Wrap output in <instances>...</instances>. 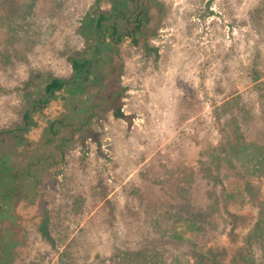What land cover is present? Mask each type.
Masks as SVG:
<instances>
[{
	"label": "rangeland",
	"instance_id": "obj_1",
	"mask_svg": "<svg viewBox=\"0 0 264 264\" xmlns=\"http://www.w3.org/2000/svg\"><path fill=\"white\" fill-rule=\"evenodd\" d=\"M113 3L0 0V264H237L264 197V0H147L136 43L97 27Z\"/></svg>",
	"mask_w": 264,
	"mask_h": 264
},
{
	"label": "trees",
	"instance_id": "obj_2",
	"mask_svg": "<svg viewBox=\"0 0 264 264\" xmlns=\"http://www.w3.org/2000/svg\"><path fill=\"white\" fill-rule=\"evenodd\" d=\"M117 5L106 11L98 9L97 14V27L101 30L104 27L107 17L113 16V20L109 27H111V36H115L116 40H122L123 38H131L135 43L137 42L138 33L142 28L148 24L150 20L149 9L147 0H118ZM119 9V10H118ZM118 10V11H117ZM117 11V14L115 12ZM92 25V23H90ZM75 67L81 69L85 66V63L74 60ZM65 85L63 78L54 77L46 85L45 94L39 93L35 99L32 96H27V101L30 107L25 108L23 113V130H29L32 124L33 111L38 108H43L47 104L50 97H52L57 90H61ZM32 101L34 102L32 104ZM58 121H51V126L55 125ZM32 124V125H31ZM31 125V126H30ZM22 131V130H21ZM17 136V135H15ZM244 147L242 155H245V159L248 158V153ZM240 153V152H239ZM263 170V171H262ZM253 171L255 173L264 172V146L253 145ZM254 187V186H253ZM257 194V191H253V195ZM227 201L233 200L234 195L227 193ZM258 211L257 220L253 225V228L248 234V241L245 246L247 250L246 255L241 256L235 260L237 264H264V197H257ZM144 254V251H143ZM222 264L217 256L214 255V251L211 249L207 255H201L196 264ZM126 264H164L162 260L154 259V256L146 251L140 262L138 257H130Z\"/></svg>",
	"mask_w": 264,
	"mask_h": 264
}]
</instances>
